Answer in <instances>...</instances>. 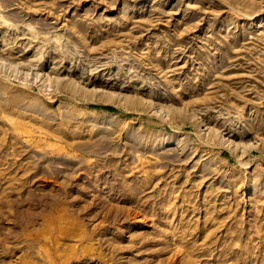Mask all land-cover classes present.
Returning <instances> with one entry per match:
<instances>
[{
    "label": "rangeland",
    "instance_id": "1",
    "mask_svg": "<svg viewBox=\"0 0 264 264\" xmlns=\"http://www.w3.org/2000/svg\"><path fill=\"white\" fill-rule=\"evenodd\" d=\"M0 264H264V0H0Z\"/></svg>",
    "mask_w": 264,
    "mask_h": 264
},
{
    "label": "trees",
    "instance_id": "2",
    "mask_svg": "<svg viewBox=\"0 0 264 264\" xmlns=\"http://www.w3.org/2000/svg\"><path fill=\"white\" fill-rule=\"evenodd\" d=\"M91 107L95 109H104L106 111H117V109L112 106L91 105ZM223 154L227 155L226 152H223Z\"/></svg>",
    "mask_w": 264,
    "mask_h": 264
}]
</instances>
